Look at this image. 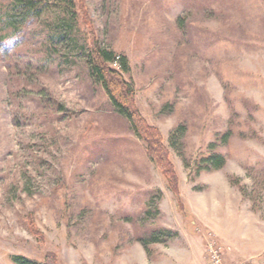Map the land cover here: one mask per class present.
<instances>
[{
	"label": "rangeland",
	"instance_id": "obj_1",
	"mask_svg": "<svg viewBox=\"0 0 264 264\" xmlns=\"http://www.w3.org/2000/svg\"><path fill=\"white\" fill-rule=\"evenodd\" d=\"M59 6L0 24V264H209L212 241L262 264L226 252L264 214V0ZM93 39L127 57L167 173L91 75Z\"/></svg>",
	"mask_w": 264,
	"mask_h": 264
},
{
	"label": "trees",
	"instance_id": "obj_2",
	"mask_svg": "<svg viewBox=\"0 0 264 264\" xmlns=\"http://www.w3.org/2000/svg\"><path fill=\"white\" fill-rule=\"evenodd\" d=\"M59 4H62L65 10L71 8L70 12L75 13L74 0H10L8 6L0 9V24L4 22V26L16 30V25L19 26V23L28 22L36 17L40 18L46 10ZM87 49L86 57L91 75L101 82L112 105L128 118L134 132L143 138L148 156L160 166L164 173H167L170 161L167 148L160 138V132L156 127L148 125L139 114L132 100L133 88L121 76L123 72L129 70L127 57L124 54H115L94 39L87 45ZM205 161L214 167H220L224 163V158L222 155L212 154ZM168 178L174 189L177 184L174 173ZM10 258L14 264H52L40 262L22 254H12Z\"/></svg>",
	"mask_w": 264,
	"mask_h": 264
},
{
	"label": "crops",
	"instance_id": "obj_3",
	"mask_svg": "<svg viewBox=\"0 0 264 264\" xmlns=\"http://www.w3.org/2000/svg\"><path fill=\"white\" fill-rule=\"evenodd\" d=\"M263 215L254 233L256 238L255 243L252 232H249L244 237H240L239 239H237V242H235L234 244L236 247L233 249L232 252L227 251L226 254L229 253L227 255L231 256L232 254L233 256L235 252L236 254H234V257L236 259L250 258L264 251V222H263L264 216ZM208 224L213 229L215 235H217L218 237H223V239L225 240V231L223 230L224 223L221 222L220 217L218 215L213 217L211 220H209ZM238 242H241L242 245H240Z\"/></svg>",
	"mask_w": 264,
	"mask_h": 264
},
{
	"label": "built area",
	"instance_id": "obj_4",
	"mask_svg": "<svg viewBox=\"0 0 264 264\" xmlns=\"http://www.w3.org/2000/svg\"><path fill=\"white\" fill-rule=\"evenodd\" d=\"M208 251H209V264H227L224 262L221 247L217 245L214 241L208 244ZM237 264V263H231ZM264 264V261L262 262Z\"/></svg>",
	"mask_w": 264,
	"mask_h": 264
}]
</instances>
